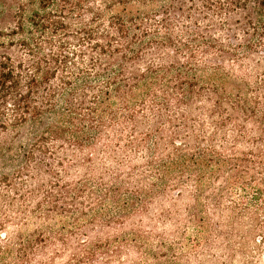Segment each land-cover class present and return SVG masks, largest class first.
Listing matches in <instances>:
<instances>
[{"label":"trees","instance_id":"16d2710c","mask_svg":"<svg viewBox=\"0 0 264 264\" xmlns=\"http://www.w3.org/2000/svg\"><path fill=\"white\" fill-rule=\"evenodd\" d=\"M238 257L264 264V0H0V264Z\"/></svg>","mask_w":264,"mask_h":264},{"label":"rangeland","instance_id":"374dc122","mask_svg":"<svg viewBox=\"0 0 264 264\" xmlns=\"http://www.w3.org/2000/svg\"><path fill=\"white\" fill-rule=\"evenodd\" d=\"M190 203H192V201L187 196H185L184 198H182V200H178V204L180 206V210H183L185 208V206L186 205H189ZM183 217H185V216H183ZM167 224H168L167 230L171 229L172 226L170 225V221H168ZM160 228H161V226H160ZM234 264H243V260L238 257L237 259L234 260Z\"/></svg>","mask_w":264,"mask_h":264}]
</instances>
